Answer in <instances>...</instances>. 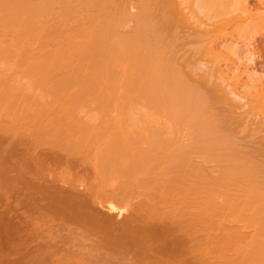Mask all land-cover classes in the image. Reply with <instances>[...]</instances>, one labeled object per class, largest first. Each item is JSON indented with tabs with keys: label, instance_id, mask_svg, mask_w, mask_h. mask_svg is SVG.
Wrapping results in <instances>:
<instances>
[{
	"label": "bare ground",
	"instance_id": "bare-ground-1",
	"mask_svg": "<svg viewBox=\"0 0 264 264\" xmlns=\"http://www.w3.org/2000/svg\"><path fill=\"white\" fill-rule=\"evenodd\" d=\"M259 1L260 6H257L256 10L255 7H249L251 5H249L248 0H0L2 7L5 6L3 7L5 12L2 13L7 16V18L5 17L7 21L4 22L6 25H0V28L7 26L8 28L5 27L6 29L3 28V30L10 29L9 33L6 32L8 38H14L12 36L16 34L17 39L21 37L23 42L24 37L28 38L26 43L24 42L26 45L32 41V43H29L27 50L46 36V44L44 40V42L41 41L43 43L40 42L41 46L38 42L39 47L47 48L51 44L56 47L60 42L56 48L52 47L53 50L58 53L64 48L65 52L71 49L73 50L70 52L75 49L77 53L82 51L85 56L80 57L83 61L81 64H88V66L91 64V66L96 67H117L120 69L118 72L119 78L122 75L124 80L127 79L125 82L128 81L131 86H137L128 89L132 90L131 92L135 91L131 95H136L140 107L144 104L146 110L143 106L138 107L136 110L140 113H150L156 116L159 118V125L164 127L168 124L175 125L182 132L180 143H182L183 151L178 155L179 158L190 161L191 154L198 151L202 155L199 158L204 159H200L201 161L208 160V162L200 161L203 165L214 164L215 162L212 163V161L215 160L223 159L222 163L230 160L228 164L227 162L224 163V168L221 163V170L224 169V172L222 170L215 181L218 188L221 186L223 189L226 186L224 191L220 190L226 195L223 196L221 193L220 196L217 189L216 192L219 197L214 194V196L209 195V199L216 196L219 199H224L225 203V196L230 194L228 197L231 198L230 201H233V203L228 199L229 202H226L229 205L232 203L231 206L238 207L237 210H239L240 204L237 203L239 200L237 194H241L239 196L242 201L246 199L249 202H247L249 207L240 208L237 217H232V220L234 219L233 223L231 217L228 218V214L225 216L231 220L228 225L234 224V222L242 223V228L244 226L246 228V224L258 225L255 235L252 234L253 237L249 236L250 241H254L264 233V77L254 76L256 73L251 72L245 65L247 53L250 52L248 46L251 43L248 41H251V38L255 35L251 29L255 24H258L257 21L264 23V14L258 13L259 8L264 6V0ZM2 17L1 19L4 20V15ZM60 19L63 25L60 23ZM64 21L67 23H64ZM52 22H55L54 27ZM75 22H79V33L76 35H73V33H69V35L57 33L56 35L58 30L54 28L67 27V24L69 28ZM6 33L4 32V37L7 36H5ZM48 38L51 40L48 41ZM57 39H60L59 42ZM53 40L57 43L55 44ZM17 41L19 40L15 39V43ZM47 41L51 44L49 45ZM62 41L63 44H61ZM18 44L13 43L15 46ZM22 45L24 46L20 43L16 48L21 49ZM2 46L4 47V45ZM25 47L27 46H24L22 50ZM67 47L69 49L66 50ZM13 48L16 52L18 51L14 46ZM13 48L10 51L15 52ZM6 51L8 50L6 49ZM249 57H251L250 54ZM128 82L124 85H127ZM120 84L122 85V83ZM12 93L14 96L16 95V91ZM19 97L17 96V98ZM12 98L10 96L9 100L7 98L6 100L9 102L15 100L14 102L17 103L16 101L21 99V97L19 100L15 98L13 100ZM29 98L28 100L36 99V97L31 99L30 96ZM26 99L21 101H26ZM3 114H7L5 117L8 116V113ZM155 139L159 141L158 136ZM233 142H235L234 147ZM31 143L32 136L29 133L21 134L18 138L5 136L0 138V197L5 198L6 201L0 199L4 200V203H8L10 199L11 201L14 200L12 196H16L21 201L17 202L15 200L16 203H12L13 206L15 204L14 207H11L12 204H10V207H8L9 204H6L7 210L5 208L2 211L4 208H0V249H4V253H10V256L14 254V256L12 255L14 260H10V258H7L8 255L7 257L5 255L7 253H3L6 258L2 255L0 264H28L32 261L33 263L48 261L44 258V254L39 252L40 250L38 251L40 254L33 250L35 247L33 245L37 243L32 241L34 237L32 235H35L37 232H34L38 231L40 227L29 225L33 223L30 216L31 210L33 212L37 210L41 217H55L60 221L81 225V232L77 231L78 227L75 226L77 229L74 228L78 235L76 231L71 230L72 228L71 231L69 230L71 233L68 232L71 237L74 236L72 238H75L76 235L78 238L79 236L82 237L84 241L85 237H92H90V240L87 239L91 243L87 253L98 251L99 254L105 255L106 251L100 252V250H102V247H107L120 251L122 256L131 252L133 257L139 256L153 263H165L169 259L177 258L189 249L200 251V249H197L199 247L198 239L193 243L191 242L192 245L190 244V247L186 248L184 247L186 241L181 236L170 235L172 239L168 237L170 240H167L165 237L166 240H159L161 242L156 244L158 242L155 241L158 238L163 239L162 237L168 232L171 234L168 225L151 223L147 226L131 224L129 227H125V222L135 219L133 213L131 215L115 214L117 218L113 214H104L100 209L102 205L89 195L88 190L76 183L74 176L68 180L60 179L57 181L52 176L53 170L57 168L72 172L75 167L79 166L80 157L55 148L35 152L31 150ZM90 144L92 145L93 142ZM222 150L225 152L223 153ZM216 151L223 154L220 152L216 154ZM95 152L99 153V148H96ZM225 164L228 165V169L225 168L227 167ZM211 168L212 173H214V168ZM219 171L217 170L215 173ZM206 178H204L205 181ZM204 179L203 182L206 185ZM236 181H239L240 185ZM223 182L225 186H223ZM205 185L203 189H206L207 186ZM213 186L215 188L216 184ZM241 187H247L251 198H248V190L244 188V190H247L244 192ZM203 191L200 194L202 193L201 196L204 198H206L205 194L211 192V190ZM212 191L214 192V189ZM246 193L248 196L243 199L242 197ZM232 194L234 197V194H236L237 198L234 199ZM197 196L195 202L197 204L202 203L200 206L201 212L190 220L192 228L194 224V227H198L199 232L201 230L202 232L205 231L206 237L215 228L222 230L223 235L217 241L213 239L214 244L216 242H220L221 245L222 243L235 244L243 240L247 241L248 237L245 238L247 235L245 236L244 233L243 235L242 233L239 234L240 229H242L239 224L240 228L237 224H235L237 227H232V224L231 226H225L224 223L222 225L221 222L218 223V220H215L220 217L218 213L224 207L223 200L221 202L217 198L223 206L219 210L221 203L216 200L218 206L213 201L216 198L212 200L213 205H211L207 198L206 200L201 199L200 195ZM21 198L24 200H21ZM232 198L238 200L234 202ZM1 200L0 205H5ZM203 201L209 203L210 206L203 203ZM228 203H226L227 206H229ZM235 203L237 205L234 206ZM227 206L225 205V210L228 208ZM231 206H229V209L232 211ZM26 209L30 210L28 213L30 217L26 214L28 211ZM209 209H211V213H215L213 214L214 217L217 214L219 216L213 218V221H216L215 224H212V215H210ZM234 215L232 214V216ZM223 219L225 221V218ZM208 221L213 225L212 228L208 227L210 225ZM28 226L32 229H30L32 232L34 231V234H29V239H27L30 240L31 236L30 241L35 242V244L26 243L25 235L28 236L26 234ZM81 226H79V229ZM208 228L212 229H210V234ZM236 228L238 231L231 232ZM83 229L87 231L85 237L81 236V234H84ZM117 232L121 235L128 232L134 237H141V239L131 240L133 242H123L122 237ZM145 232L147 234L142 237ZM91 233H94L93 236L90 235ZM204 236L203 238H205ZM103 238H107L105 245H102ZM233 238L234 241L238 238L237 242L234 243ZM251 238L254 239L251 240ZM77 239L75 241L78 243L75 242L76 245L73 243L72 246H79L80 249L82 246L80 241L82 240L81 238H79L80 240ZM205 239H202L205 244L210 245L209 242L212 238L208 241ZM256 240L254 242L258 243ZM58 242L54 243V248H56V244L58 246L64 245L63 242L62 244ZM150 243L153 244L149 245ZM91 245L94 247V250L92 247L93 252L90 251ZM36 247H38V244ZM77 247L76 250H74L75 248L71 250L74 255H79L80 250L78 249L77 252ZM205 247L203 246V248ZM51 252V255H54L55 251ZM79 253L82 255L81 252ZM51 255L49 254L50 257ZM205 256H201V258L204 259ZM257 257L258 253L254 251L240 252L236 255L234 262L236 264H260L262 261L256 260L259 259ZM205 260L208 259L205 258ZM96 261L102 262L104 260L101 259L100 255H97L96 260L90 257V263L89 259L85 261V259L77 258L72 261V264H95ZM178 263L187 264L183 261Z\"/></svg>",
	"mask_w": 264,
	"mask_h": 264
},
{
	"label": "rangeland",
	"instance_id": "rangeland-1",
	"mask_svg": "<svg viewBox=\"0 0 264 264\" xmlns=\"http://www.w3.org/2000/svg\"><path fill=\"white\" fill-rule=\"evenodd\" d=\"M258 1L259 0H248L249 5H251L249 7H255L257 10V8L260 6V4H258L260 1ZM3 7L5 6L3 5ZM3 7L0 4V15L3 11L5 12ZM3 13L2 15H4V20L1 19L3 18L1 15L0 25H6L4 22L7 21V16H5ZM258 13L264 14V6L259 8ZM257 22L258 24H255L251 29L255 35L253 38H251L252 42L248 41L251 43L250 46H248V51H250L249 54L251 57H249V54L247 53V61L245 60V66L251 72L256 73L254 76L257 75L258 77H264V23H260L259 21ZM60 23L62 24L61 19ZM64 23L67 22L64 21ZM53 24H55V22H52V26L54 27ZM57 24L58 23L56 22V25ZM68 26V24L67 27L63 26L62 28L55 26L57 29H54L58 31L54 32H56V35L57 33L64 35L73 33V35H76L80 32L79 22H75L72 27L68 28ZM5 27L7 26H4L3 28ZM3 28H0V34L3 31L5 33H9L10 29L6 31V28L4 30ZM4 32L2 35H0V49L2 48L0 50V115L3 113H8V116L5 117L7 114L0 116V138L4 136L18 138L21 134L25 135L26 133H29V135L32 136V151L39 152L41 150L55 148L57 150L68 152L80 157L81 162L79 166L75 167L72 172H67L63 168L54 169L52 173L54 179L56 181L60 179L68 180L74 176L76 183L80 184L83 188H85V190H88L90 192L89 195L93 197L97 203L102 205V208L100 209L104 214H113L117 218V215L115 214L131 215L133 213L135 219L125 222V227H129L131 224L147 226L151 223L168 225L171 234L168 232L162 237L163 239L158 238L157 241H155L158 242L156 244L164 241L165 237L168 240L172 237L170 235H174L179 237L181 236L185 239L186 243L184 244V247L186 248H189L191 242L193 243V241L198 239L199 247L197 249H200V251L189 249V251L183 253L177 258L169 259L168 262L165 263H153L152 261L139 256L133 257V253L131 252L122 256L120 251L102 247L100 252L106 251V257L104 254H99L98 251L93 252L94 247L92 245L90 251L93 253H87V251H89L88 249H90L91 243L89 240L91 236L88 238V236L85 234L87 233L85 229L82 230L84 234H81V236H87L85 237V241L79 236V238L82 240L80 242L83 243L80 244L82 245L80 249L78 248L79 246H72L75 244V242H77L75 240L78 238V236L76 237L75 235L76 239L72 238L74 236L72 235L71 237L70 231H74L75 226L79 229V226L81 225H74L75 223L73 224L66 221H60L55 217V219L41 217V214H39L37 210L36 212H33L32 210L30 211L26 209V211L28 210L26 214L28 215L30 211V216L33 221V223L30 222L32 224L29 225H32L33 227L38 226L40 228L38 230L36 227L38 231H33L34 233H37L32 235L34 233L28 226L29 230L27 229V233L25 232L28 234V236L25 235L27 242H25L27 244L31 242V236L30 240H28L29 234L34 236L32 241H36L38 247H36L37 244L33 245L35 246L34 248L32 246L33 250H36L37 252L40 250L39 252H41V254L43 253L44 258L48 260L42 263H33L32 261L28 264H72V261L76 260L77 258L83 260L85 259V261L89 259L90 263V257L91 259L93 258V260H96L97 255H100L101 259L104 261H96L95 264H179L178 262L180 261H183V263L186 262L187 264H236L234 261L238 253H247L252 251L257 252L258 257L261 260L256 258L254 259L262 261L260 264H264V258H261L264 257V233L256 238L259 241L251 238V240L254 239V241L256 240L258 243L250 241L249 237H253L252 234L255 235L258 225H248L245 223L246 228L244 226L243 229L242 223L239 224L238 222H234V224H232L234 220H232V217L234 218L237 215V212L240 211V208L244 209L245 207H249L247 205L249 202L245 199V196H248L250 193L247 187L244 188L248 190V194L246 193L242 197L245 199V201L243 200L245 204L240 197L241 194H237L239 200H236H238L239 202L237 201V203L240 204H238L240 206L239 210H237L238 207L234 208L231 206L233 201H230L231 198L228 197L230 194L225 196L226 198L223 197L226 199V201L229 200L232 202L230 205L228 203L229 201H225L224 203V199L218 198L219 195H226L223 192H220V190L224 191L226 186L223 182V186L225 187L222 186L223 189L221 186L218 188L215 181L217 180L216 178L222 173V170L224 172V169L221 170L222 164L224 168V163L227 162L228 164L230 160H226L223 163L221 162L223 159L215 160L212 161V163H216H214L215 165L210 164V166L209 164L206 165L205 163V165H203L201 162H208V160L203 161V158H199L202 155L201 152H198L197 150V152L194 151V153L191 154L190 161H184L183 159L179 158L178 155L183 151L182 143H180L182 132L176 128L175 125L168 124L166 127L159 125V118L156 116H153L150 113H140L136 110L138 107H140V104L136 99V95H131L132 93L134 94L135 91L131 92L132 90H129L131 87H135V85L132 84L133 86H131V83L128 81H126L128 82L127 85H124L126 84L125 80L127 79L124 80V78H122L121 74L124 73L122 72L123 70H121L122 73L120 72L121 77L119 78L118 72L120 69L115 66L96 67L94 65L91 66V64L89 66L88 64H81L83 61H81L80 57L85 56V53L83 54L82 51L81 53H77L76 49L73 52H70L73 49L65 52V48L64 50L59 48L61 49V52L59 51L60 53H58L53 50L54 48L52 47L54 45L52 46L51 42H48L51 40L50 38L47 39V42L49 45L51 44V47H39L37 43L39 42L41 46V43L45 41L46 36H43L44 39L42 37L44 41L40 39V41L36 42L37 45L34 43L35 45H30L31 47L27 50L29 43H32V41L28 42L26 45L25 43L28 38L24 37V43L21 37H18L17 39L16 34V37L15 35L12 36L14 38H8V33L5 34V36L7 35V38L4 37ZM9 37L11 36L9 35ZM2 38L7 40L5 41ZM15 39L19 40L20 43L27 47H25L23 50V45L22 47L20 46L21 49L16 48L18 45H20V43L17 41L16 43L19 44L15 46ZM57 40L59 42L60 39ZM4 41L5 43H3ZM63 41L61 44H63ZM13 43L15 45H13ZM44 43L46 44V41ZM56 43L57 42H55V44ZM59 44L57 46H59ZM2 45H4V47ZM12 45L18 49L17 52L14 50ZM12 48L15 52L10 51ZM6 49L8 51H6ZM67 49L69 48L67 47L66 50ZM254 53H256L255 56ZM120 83H122V85ZM125 86L128 87L126 88ZM12 92H14L18 97L20 96L21 99L20 97L17 98L16 95L14 96ZM1 93L3 97L1 96ZM8 94L17 100H20L16 101L17 103H15V100L12 98L14 101L9 102L8 100L10 96H8ZM24 96L28 98L26 99ZM29 96L31 99L35 97L36 99L28 100L30 99ZM6 98L8 100H6ZM25 99L26 101H21ZM143 107L144 110H146L145 106ZM177 126L180 127L179 124H177ZM157 136L159 137V141L155 139ZM91 142H93L92 145L90 144ZM233 143L234 145L232 143L231 144L234 147L235 142ZM96 148H99V153L95 152ZM186 150L188 151L189 149ZM219 152L220 151H216V154H219ZM224 152L225 151H223V153ZM200 159L203 160L201 161ZM216 165L218 166L216 167ZM226 166L227 167L225 168L228 169V165ZM211 167L214 168V173H212ZM217 170L219 172L215 173ZM200 177H203L202 180H200ZM205 177H207L206 181L204 179ZM203 179L207 183L206 185L203 182ZM214 182L217 187H215L216 189L213 188V185H215ZM237 184L240 185V182L238 181ZM204 185L207 186L206 189H203ZM244 188L242 189L244 190ZM213 189L214 192L212 191ZM217 189L219 190V195L216 192ZM203 190H211L209 194H203L211 205H213L212 200L216 198L213 200L215 203H217L216 200L218 199L220 201L223 200V202H221L224 203V207L225 205L227 206L226 203H228V205L232 208L231 211L229 206H227L228 211H226L227 209L225 210V208L221 206L222 203L218 200V202L221 203L220 206L217 203L219 210H221L220 207H223V211L221 210V214V211L219 212L218 210L220 217L217 216V214L216 216L219 217V219L217 218L215 220H218V223L221 222L222 225L224 223L225 226H231L232 224V227L238 226L240 228L242 225V229H240L241 231H239V234L242 233L243 235L244 233L245 236L247 235L245 238L248 237L249 240L248 238L246 240L250 242L243 240L238 243V238L236 241H234L235 239L233 238V242L237 243H226L227 245L222 243L221 245L220 242H216V244H214L215 241L220 239V236L223 234L221 232L222 230H218L215 227V230L213 229L214 231L211 229L213 227L212 224H215L216 222L213 221V218L216 216L214 217L213 214L215 213L210 212L211 209H209V212L211 213L210 215H212V218H210L213 222L211 224L209 222V218L208 223H210V225H208V223L207 225L208 227L212 226L211 228H208L209 230L211 229L212 232L211 230H208L209 234L211 232L210 235L207 234L209 235L207 236L209 237L208 239L206 237L205 231L202 232L201 230L199 232L198 227H194V224L193 228L190 226V220L195 215H199L201 212L200 206L202 203L199 201V205L195 202V200L198 197L197 195H200L201 199L204 198L201 196L202 193L200 194L201 191L204 192ZM226 190L229 191L228 189ZM247 190H244V192ZM214 194H217L218 197L215 196L214 198L212 197L209 199L210 196H214ZM234 195L236 197V194ZM12 197H14V200L12 199L13 201H11L10 199L11 202L8 201V203H4L3 201H6V199L0 197L4 199L0 200L5 204H1L2 207L0 205L1 209L4 208L2 211L5 210L6 204H9L8 207H10V204L14 202L16 203V201L21 202L18 197ZM232 197L235 199L233 194ZM233 198L232 200H234ZM248 198H251V194H249ZM21 200L24 199L21 198ZM236 200H234V202ZM204 201L203 203H205ZM205 204H207V202ZM235 205L237 204L235 203L234 206ZM14 206L13 204L11 205V207ZM7 209L8 208H6V210ZM226 214H228V218L231 217L230 219L232 220V223L229 225L228 223L231 222V220L225 216ZM232 214L235 215L232 216ZM222 217L225 218V221ZM226 220H228L227 223ZM235 224H237V226ZM81 228L82 226L79 230L77 228L75 229H77L79 232ZM236 229L232 230L231 232L238 231V229ZM28 231L31 232L29 233ZM78 232L76 233L77 235ZM94 233H91L90 235L93 236ZM117 233L119 234V232ZM235 233L238 234L237 232ZM146 234L147 232H145L142 237ZM119 235L122 237L121 239L123 242H133L131 240L141 239V237H134L128 232H124L123 235ZM203 236L207 240L203 238ZM79 238L77 240H80ZM202 239H205L206 241L211 239L213 242L210 240V245L207 242L206 243L208 245H206L205 241ZM106 240L107 238H103L104 242L102 245H105ZM57 242L59 244H62L63 242L64 245L62 244V246H58V244H56L58 247L56 246V248H54V243ZM153 243H150L149 245ZM32 244H35V242ZM39 246L41 249H39ZM203 246L206 247L203 248ZM72 247L73 249L75 248L74 250H76L77 247V252L79 249V252H81L82 255H80L79 252V255H74V252H71V250H73ZM53 250L55 251L54 255H51V253H53L51 251ZM3 251L4 249H0V252L2 253H0V261H2V255L3 257H5V255L7 257L8 255L7 258L14 260V254H11L10 256V253L5 252L7 253L5 254ZM209 253L211 254L209 255ZM204 255H206L204 259L207 258L208 260L204 261V259L201 258V256Z\"/></svg>",
	"mask_w": 264,
	"mask_h": 264
}]
</instances>
